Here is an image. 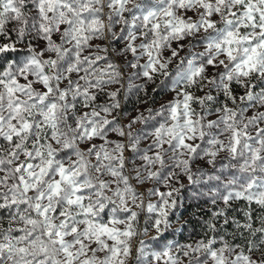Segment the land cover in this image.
I'll return each mask as SVG.
<instances>
[{
  "label": "snow or ice",
  "instance_id": "obj_1",
  "mask_svg": "<svg viewBox=\"0 0 264 264\" xmlns=\"http://www.w3.org/2000/svg\"><path fill=\"white\" fill-rule=\"evenodd\" d=\"M94 40L123 42L117 54L130 53L125 67L136 70L129 90L161 76L152 91L168 88L173 99L121 124L124 75ZM261 109L264 0H0V264H264ZM198 160L214 171H193ZM181 175L216 182L204 195L224 207L206 228L217 233L222 219L234 239L206 233L159 250L139 240L134 251V238L154 230L158 240L171 227ZM133 180L168 190L147 189L158 200L145 206ZM234 201L245 202L242 221L227 216ZM145 207L139 229L134 209Z\"/></svg>",
  "mask_w": 264,
  "mask_h": 264
},
{
  "label": "rangeland",
  "instance_id": "obj_2",
  "mask_svg": "<svg viewBox=\"0 0 264 264\" xmlns=\"http://www.w3.org/2000/svg\"><path fill=\"white\" fill-rule=\"evenodd\" d=\"M105 11H107V9H105ZM187 15L192 16L193 14L192 12H188ZM119 27L120 26H117L116 28L117 32L119 31ZM92 43L93 45H96V44H100L101 46L107 45L109 47L108 53L107 54L99 53V54L108 55L109 59H111L113 62L117 63L118 65H120V69L123 72L124 88L121 89V92L118 97L120 104H121V108L120 110H118L117 113H114V115H118L121 124H127L134 116H136L140 112H143L145 115H147L146 109L151 108L153 110H156L160 107L162 103L172 100L173 97L175 96V93L169 91L168 88H162L158 90L157 92L152 91V89L156 88L159 85L160 81L164 79V77H161V76L156 77L155 83H149L146 91H137L135 88H132L131 90H129L128 89V77L136 70L131 69L129 67H125L127 61L132 59L130 53L126 55L117 54L118 50L123 47V42H119L115 45H112L109 43V41L94 40ZM136 43L139 44L140 41L138 40ZM181 43H184L185 45H187V41H182ZM39 46L43 47V42H40ZM21 47L23 46L21 45ZM113 47H115L116 49L115 51L113 50ZM172 47L173 48L177 47L176 42L172 43ZM199 50L201 49L199 48L196 49V51H199ZM91 51H95V48L93 47ZM186 54H187V48L185 47L184 51L180 52V56H185ZM170 55H171V52L169 50L165 49L163 51V57L167 58ZM22 57H23V53H20V58ZM146 59L147 57H143L140 60V63H144ZM178 62H179L178 59H174L168 67V71L173 75L175 74L177 70ZM99 64L101 67H103L105 64V61H101L99 62ZM132 82L133 84H142L144 83V80L133 78ZM169 82H170L169 80L165 81V83H169ZM118 87L120 86L112 85L107 90L114 91ZM205 90L207 91V89ZM242 91H243L242 89L237 88L236 94L239 95ZM196 94L203 95L202 92H197ZM213 94L216 95L215 92H213ZM107 99H108L107 96L102 93L98 97L97 102L104 103L107 101ZM219 102L220 101H217L216 103H214L213 106H218ZM229 106L233 107V105L230 102H229ZM197 109H198V106H197ZM261 110H264V109H261ZM253 111L254 110H250L247 113V115L251 116L253 114ZM211 118L214 119L215 116ZM140 127H142V125L140 124L134 125V128H140ZM109 139L116 140V139H121V138L118 137L115 133H110ZM94 142L97 144L101 143V141L99 140H96ZM147 143H148L147 141L142 142L141 147H144ZM221 156H223V154H221ZM222 162H226V161L218 160L217 167L219 166V163H222ZM198 168H202L205 172L210 173V174L214 171L212 166L208 165L205 160H198L195 162V164L193 165V171H196ZM177 171L179 170L177 169ZM132 183L137 188L138 192L144 194L145 206L150 201L155 203L158 200V197L156 196L148 197L147 189L157 187L162 192L168 190L162 184L154 183L151 181L146 182L143 185L137 184L135 180H133ZM173 183H174V186L177 188L180 187V184H183L184 187L181 188L178 194H174L177 197V206L175 207V209L172 210V213L169 217V219L171 220V227L166 232H164L163 236L159 238L158 240L151 239L152 236L156 235L154 230H150L148 235L146 236L140 235L134 238V241H133L134 251H135V248L139 246V243H138L139 240H144L150 246L151 249L159 250L163 248L169 242H172L173 244L183 245V244H189V243L194 244L197 240H200L202 238L206 239V237L204 236L196 238V239H189L188 234L186 233V229H185L187 218L183 216V210L188 206L189 203H193V202L197 203V201L201 204L202 207H204L203 209H211L212 203L209 197L204 195V193L208 192L210 187L215 186L216 182L215 181H210L208 183L202 182V183L193 185V184H189V181L187 180L186 176L181 175L180 184H176L175 182ZM220 202L222 203V201H219V203L218 202L217 203L220 204ZM205 204L207 205L205 206ZM134 210L140 212L138 227L139 229H142L144 226V222L149 214L146 211V207L144 211H140V209H134ZM198 210H202V209H198ZM195 212H197V209L189 212L190 218L195 219ZM182 259L184 260V264H187V258L182 257ZM131 264H136L135 260L131 261Z\"/></svg>",
  "mask_w": 264,
  "mask_h": 264
},
{
  "label": "trees",
  "instance_id": "obj_3",
  "mask_svg": "<svg viewBox=\"0 0 264 264\" xmlns=\"http://www.w3.org/2000/svg\"><path fill=\"white\" fill-rule=\"evenodd\" d=\"M218 101L222 102L223 97L218 96ZM218 203L215 206L212 205L211 209H203L204 207H202L201 204L197 201V203L196 202L189 203L188 206L183 210V216L187 218L185 229L189 239H196L203 236L207 238V236H212V235H216L217 237H219L220 235H225V238L230 241L234 239V236L232 235L236 231L234 225L231 223L229 225H223L222 219L216 221L217 229H218L217 233L214 234L207 231L206 222L211 219L212 212L218 208L224 207L223 203L221 202L220 204ZM206 205L207 204H205V206ZM245 206H246L245 202L243 201L232 202V206L227 210V216L229 217V219L231 220L233 217H235L237 220L242 221L243 212L240 211V209L245 208ZM253 207L255 208V205H253ZM196 209L197 212H195V219L190 218L189 212L194 211ZM198 209H202V210H198ZM258 215H261V212L257 209V211L254 212V216H258ZM254 226H259V222L257 221L256 224H254ZM235 242L242 243L243 241L236 239Z\"/></svg>",
  "mask_w": 264,
  "mask_h": 264
}]
</instances>
